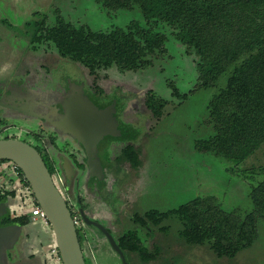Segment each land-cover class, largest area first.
<instances>
[{
    "label": "rangeland",
    "instance_id": "rangeland-1",
    "mask_svg": "<svg viewBox=\"0 0 264 264\" xmlns=\"http://www.w3.org/2000/svg\"><path fill=\"white\" fill-rule=\"evenodd\" d=\"M56 11L65 21L92 31L124 28L131 21H138L143 27H153L167 36L166 53L150 55L151 65L144 69L121 71L112 65L90 75L84 67L62 59L52 43L32 49L33 21L45 17L46 24L52 26ZM196 59L194 54L185 52V47L175 40L168 26L148 24L137 5L131 9L107 10L96 0H0V139L13 137L42 148L41 139L33 136L40 130V120L15 113L6 105L17 96L24 82L40 91L39 98L61 83L63 74L65 78L70 74L82 80L100 99H112L118 92L123 96L118 100L119 123L127 136L113 138L115 141L110 143L108 150V160L114 162L108 171V179L112 181L108 194L110 206L115 205V208L87 194L83 185L79 184V188L76 185L75 197L85 206L88 219L107 228L114 239L128 230H135L148 250L155 247L159 250L157 257L148 264H264V219L257 222L253 244L232 258L216 256L208 242L186 244L179 237L181 223L176 218L164 220L158 226L148 223L150 229L132 221L134 215L142 216L149 210L165 212L206 196H213L224 211L241 217L253 209L249 193L261 176L249 170L257 171L264 165V143L239 164L195 149L197 140L208 139L214 133L207 123V105L212 96L224 88L231 70L222 74L213 87L187 93L197 84ZM172 85L180 94L187 93V98L175 96ZM149 90L167 102L159 119L145 106ZM127 143L138 153L136 167L115 161ZM6 167V173H13ZM11 176L14 177V173ZM22 196L18 189L16 196L7 202L10 214L28 212L26 208L31 201L22 200ZM162 226L167 230H161ZM84 232L94 249L96 264H121L110 245L95 231L85 227ZM18 242L13 252L17 259L14 264H38L40 260L46 264H60L53 261L49 250L54 243L51 226L40 219L30 221L21 230ZM6 262L12 264L7 259ZM130 264L143 263L132 255Z\"/></svg>",
    "mask_w": 264,
    "mask_h": 264
},
{
    "label": "trees",
    "instance_id": "trees-1",
    "mask_svg": "<svg viewBox=\"0 0 264 264\" xmlns=\"http://www.w3.org/2000/svg\"><path fill=\"white\" fill-rule=\"evenodd\" d=\"M107 10L140 8L149 24L168 26L175 40L185 47L187 54L196 56V90L213 87L227 72L224 88L212 96L207 105V123L213 128L208 139L197 140L195 149L213 153L236 164L244 162L264 143V0H96ZM57 12V11H56ZM30 42L32 49L43 43L54 44L59 56L72 61L95 75L98 69L115 65L121 71H137L151 65L150 55L166 53L167 36L131 21L124 28L110 31H92L65 21L57 12L55 23L46 24V18L33 21ZM173 94H180L172 85ZM167 102L151 90L145 95V106L159 119ZM13 138V137H10ZM119 163L139 165L133 145H126L116 157ZM7 162L1 160L0 163ZM48 170L52 167L46 164ZM19 176L23 178L20 169ZM261 179L251 187L249 197L253 209L241 217L224 211L213 196L196 197L178 208L165 212L149 210L134 215L132 221L144 228L160 225L176 218L181 223L178 234L188 245L208 242L218 257H234L250 247L257 236V222L264 219V165L257 171ZM250 177V176H249ZM23 185L28 182L23 180ZM12 194V193H11ZM4 196L0 195V200ZM34 205H38L36 200ZM84 223L95 222L82 214ZM27 216L0 220V225H24ZM161 230L166 231L162 226ZM77 233L79 229L76 228ZM150 233V232H148ZM126 255L128 264L135 255L148 264L158 255V248L148 250L135 230H128L115 239ZM56 255L59 256L56 248Z\"/></svg>",
    "mask_w": 264,
    "mask_h": 264
},
{
    "label": "water",
    "instance_id": "water-1",
    "mask_svg": "<svg viewBox=\"0 0 264 264\" xmlns=\"http://www.w3.org/2000/svg\"><path fill=\"white\" fill-rule=\"evenodd\" d=\"M64 105L66 107L64 115L60 116L54 125L71 135L79 143L86 156L89 176L93 177L101 170L94 166L93 155L96 146L102 140L104 142L117 137H125L123 127L113 115L115 110L99 109L82 94L70 93L67 95ZM31 115L41 119L45 118L33 113ZM1 160L15 164L28 182L34 199L48 218L61 264H86L76 225L65 199V190L62 185L55 184L40 153L25 141L17 138H5L0 139ZM61 169L67 178L71 179L73 168L65 157H63ZM7 213V204L0 202V217L6 216ZM99 228L106 235L112 250L120 257L121 264H128L124 252L111 234L102 226ZM20 232L19 224L0 225V264H7L4 261L6 251L16 244ZM84 247L89 254L88 245L84 244Z\"/></svg>",
    "mask_w": 264,
    "mask_h": 264
},
{
    "label": "flooded vegetation",
    "instance_id": "flooded-vegetation-1",
    "mask_svg": "<svg viewBox=\"0 0 264 264\" xmlns=\"http://www.w3.org/2000/svg\"><path fill=\"white\" fill-rule=\"evenodd\" d=\"M61 81L62 82L57 84L54 88H52V90L46 92L52 97H49V95L46 94L42 98H39L37 96V93H39L40 91L28 87L24 82L23 86H21L22 88L16 92L17 96L14 97L10 104L6 105L15 113L32 116L40 120L41 127H38L40 130L33 133V136L41 139L42 148H39L38 146H32L40 153L45 164L54 166L49 171L55 184L63 186L66 193L65 199L67 205L71 211L72 216H75L77 218L76 228L79 229V233H77V235L81 245V249L83 251L85 263L96 264L94 261V249H92L91 242L87 241L85 236V227L95 231L108 244L109 242L106 235L99 228V226L102 225L95 222V226H90L83 222L82 214L86 215L87 211L85 206L82 205L81 201L77 197H75L74 188L76 185L77 188L80 187L79 184L81 186L83 185V187L86 189L87 194H91L92 197H96L97 199H99V201L107 203L109 204V207H111V196L110 194H108V190L111 189L112 181L108 179V171L110 170V167H113L112 164L114 162H110L108 160V150L111 145L110 143L115 140H105L104 142H102V140L96 146V150L93 155L94 166H96V168H101V170L97 172L95 176L90 177L88 167L86 165V156L79 143L71 135L55 127L54 124L60 119V116L64 115V111L66 109L64 105L65 99L70 93H73L74 95L82 94L86 96L99 109L109 108V110L111 111L115 110L113 115L118 120V122L119 112L121 111L118 100L123 96H121V94H118V92H115L112 99H100L94 96V94H92L87 89L82 80H78L76 79V77H73L70 74H68L67 78H65L63 74V78ZM24 110H26V112H23ZM31 113L37 116H44L45 118L41 119L39 117L31 115ZM125 136H127V134ZM128 144L132 145L131 143H127L126 145ZM63 157L68 159L73 168V175L71 176V179H68L66 174L61 169V165L63 164ZM81 179H85L83 184L80 183ZM29 194H31L30 191L21 188V195H23L22 200L27 199L32 202H30V204L26 208L27 210L33 207L35 201L33 194L32 196ZM9 199H13V197L11 198L9 196H5L2 198V200H0V202H5L7 204V202H9ZM111 208H115V205H112ZM7 210V215L10 218H13L8 208ZM3 217L5 216L0 217V220ZM102 227L109 234H111V232L107 228H105L104 226ZM96 240L98 243H100L99 239ZM84 244L88 245L89 254L87 253ZM4 258L6 262V257Z\"/></svg>",
    "mask_w": 264,
    "mask_h": 264
},
{
    "label": "crops",
    "instance_id": "crops-1",
    "mask_svg": "<svg viewBox=\"0 0 264 264\" xmlns=\"http://www.w3.org/2000/svg\"><path fill=\"white\" fill-rule=\"evenodd\" d=\"M6 166L10 167V165H9L7 162L0 163V170H2V171H0V186H1V194H0V195H3L4 197H5V196H9V197L12 198V197H15V196H16L18 189H19V191H21V188H16V189H13V188H12V190L9 189V188H11V187H10V184H11V186H12V185L17 186V182H16V177H15V175H14V177L11 176V174L13 175V173H12L11 171H9L8 173L5 172V170H7V167H6ZM14 178H15V179H14ZM8 187H9V188H8ZM11 193H12V194H11ZM22 215H23V213H21L20 215H12V214H11V216H13V218H14V217H18V216H22ZM24 216H27V217H28V222H27L26 224H24V225H20V226H21V230H22L24 227H26V226L29 224L30 221L33 220L32 218H30V217L27 215V213H25ZM34 220H36V219H34ZM18 240H19V238H18ZM17 243H18V241L16 242V244H17ZM16 244H15L11 249L7 250V251H6V254H5L6 259L9 260L10 263H12V264L16 263V260H17V259H15V258L13 257V255H14L13 252L15 251L14 249H15ZM54 247H55V243H53V244L49 247L50 252L53 254V261H54V262H59V263L61 264V261H58V260L56 259V258H57V255H56V252L53 251V248H54ZM33 255H35V254H33ZM25 264H28V263H25ZM38 264H46V262L43 263V261L40 260V261L38 262Z\"/></svg>",
    "mask_w": 264,
    "mask_h": 264
},
{
    "label": "built area",
    "instance_id": "built-area-1",
    "mask_svg": "<svg viewBox=\"0 0 264 264\" xmlns=\"http://www.w3.org/2000/svg\"><path fill=\"white\" fill-rule=\"evenodd\" d=\"M8 164L10 165V168L12 169V171H13L15 177H16V182H17V186H15V185H12V186H11V184H10V187H11L10 189L12 190V188H13V189H16V188L21 187V188H23L24 190H27V191H30V192H31V190H30V188H29V185H28V186H24V185H23V180H25V178H24V176H23V178H21V177L19 176V171H18L19 168H18L15 164H13L12 162H9ZM0 194H1V186H0ZM27 215H28L30 218H32L33 220H34V219H40L41 221H43V223H44L46 226H49L48 218H47L45 212L41 209V207H40L39 205H33V207H31V208L28 210ZM73 221H74V223H75V225H76L77 218H76L75 216L73 217ZM53 251L56 252V246L53 248ZM56 259H57L58 261H60V257H59V256H57Z\"/></svg>",
    "mask_w": 264,
    "mask_h": 264
}]
</instances>
